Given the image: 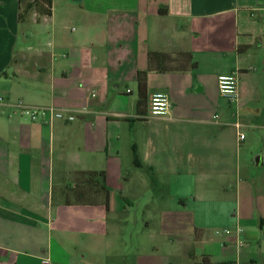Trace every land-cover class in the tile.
Masks as SVG:
<instances>
[{
    "label": "crops",
    "instance_id": "obj_1",
    "mask_svg": "<svg viewBox=\"0 0 264 264\" xmlns=\"http://www.w3.org/2000/svg\"><path fill=\"white\" fill-rule=\"evenodd\" d=\"M19 14L0 0V264H264V0H52L50 17ZM153 52L198 68L149 71ZM232 75L235 102L218 84ZM158 93L164 116L150 114ZM19 103L76 120L33 122ZM80 172L105 173L109 208L76 202L93 193ZM126 204L149 213L167 259L148 260L160 245L113 255Z\"/></svg>",
    "mask_w": 264,
    "mask_h": 264
},
{
    "label": "trees",
    "instance_id": "obj_2",
    "mask_svg": "<svg viewBox=\"0 0 264 264\" xmlns=\"http://www.w3.org/2000/svg\"><path fill=\"white\" fill-rule=\"evenodd\" d=\"M20 14L19 20L24 22L27 16L36 11L44 17H50L52 11V0H18ZM150 67L149 71H157L160 73L167 72H186L198 68L196 62L193 61L189 53H178L174 57L163 53H150ZM147 72L140 73L139 76V95L142 99L147 96ZM141 99V100H142ZM78 185L82 186L92 184L93 193L86 195L85 193H77L73 198L78 203H85L88 205L99 204V199L109 208L110 191L106 186V175L104 172H80ZM67 204H69L67 202Z\"/></svg>",
    "mask_w": 264,
    "mask_h": 264
},
{
    "label": "rangeland",
    "instance_id": "obj_3",
    "mask_svg": "<svg viewBox=\"0 0 264 264\" xmlns=\"http://www.w3.org/2000/svg\"><path fill=\"white\" fill-rule=\"evenodd\" d=\"M126 198L130 200V192L125 195ZM142 198V197H141ZM126 212H120L113 215V218L118 221L117 224V238L115 240L114 248L117 253L114 252L113 255H130V258H134L138 255L135 254L136 249L140 251L150 252L154 250L155 245H160L157 247L158 253L150 254L155 257H150L148 260L167 259L170 252L167 251L168 247L165 243V248L156 242L157 239V229L155 227L147 228L145 221V213L141 210H132L130 205H125ZM167 248V249H166ZM176 254V253H175ZM177 264H180V260L177 258Z\"/></svg>",
    "mask_w": 264,
    "mask_h": 264
},
{
    "label": "built area",
    "instance_id": "obj_4",
    "mask_svg": "<svg viewBox=\"0 0 264 264\" xmlns=\"http://www.w3.org/2000/svg\"><path fill=\"white\" fill-rule=\"evenodd\" d=\"M238 77L235 75L232 76H223L219 78V91L221 95L227 97L231 102H235L238 99ZM171 107L170 98L167 94L158 93L151 98L150 103V114L152 116H164L169 113ZM15 108L20 111L23 115H28L33 122H44L52 123V121H64V122H73L76 120L77 114L75 111L68 109L60 108H31L26 105L19 103ZM215 118H218L217 116ZM238 129L241 128L240 124L235 125ZM245 139L244 134H240V140ZM235 231L232 229H226L224 231L217 230L216 235L225 234L232 235ZM242 229H236V233H241ZM242 246V244H241ZM42 264H53L52 261L48 258L44 259Z\"/></svg>",
    "mask_w": 264,
    "mask_h": 264
},
{
    "label": "water",
    "instance_id": "obj_5",
    "mask_svg": "<svg viewBox=\"0 0 264 264\" xmlns=\"http://www.w3.org/2000/svg\"><path fill=\"white\" fill-rule=\"evenodd\" d=\"M74 3H79L81 0H72Z\"/></svg>",
    "mask_w": 264,
    "mask_h": 264
}]
</instances>
